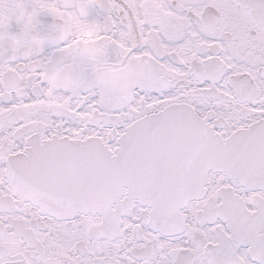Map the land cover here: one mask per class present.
Returning <instances> with one entry per match:
<instances>
[{
	"label": "snow or ice",
	"instance_id": "snow-or-ice-1",
	"mask_svg": "<svg viewBox=\"0 0 264 264\" xmlns=\"http://www.w3.org/2000/svg\"><path fill=\"white\" fill-rule=\"evenodd\" d=\"M0 264H264V0H0Z\"/></svg>",
	"mask_w": 264,
	"mask_h": 264
}]
</instances>
